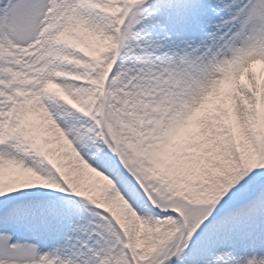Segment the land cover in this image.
<instances>
[{
	"label": "snow or ice",
	"instance_id": "snow-or-ice-1",
	"mask_svg": "<svg viewBox=\"0 0 264 264\" xmlns=\"http://www.w3.org/2000/svg\"><path fill=\"white\" fill-rule=\"evenodd\" d=\"M0 264H264V0H0Z\"/></svg>",
	"mask_w": 264,
	"mask_h": 264
}]
</instances>
